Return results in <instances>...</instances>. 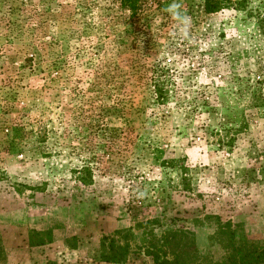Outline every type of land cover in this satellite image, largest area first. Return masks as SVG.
Returning a JSON list of instances; mask_svg holds the SVG:
<instances>
[{"label": "rangeland", "instance_id": "rangeland-1", "mask_svg": "<svg viewBox=\"0 0 264 264\" xmlns=\"http://www.w3.org/2000/svg\"><path fill=\"white\" fill-rule=\"evenodd\" d=\"M220 1L175 0L182 34L174 0L133 17L0 0V258L26 232L74 250L48 264H152L145 247L177 229L185 264L264 245V0ZM109 237L125 262L101 261Z\"/></svg>", "mask_w": 264, "mask_h": 264}, {"label": "trees", "instance_id": "trees-1", "mask_svg": "<svg viewBox=\"0 0 264 264\" xmlns=\"http://www.w3.org/2000/svg\"><path fill=\"white\" fill-rule=\"evenodd\" d=\"M204 1V10L207 13H212L215 11H218L221 8V1L220 0H203ZM120 6L125 11L127 10L129 14L127 17H133L137 16L138 12H140L141 8V0H119ZM154 89L155 92H157L158 98L164 99L166 97L165 92L163 91L162 83L161 81H155L154 83ZM88 172L90 176V169L87 166H83L81 171ZM82 180H85L82 177ZM117 233H121V230L116 231ZM187 231H183L181 229L177 230H168L165 231L162 235L161 239H157L153 242H151L149 245H147L146 253L149 255L152 259V264H185L183 261H178V258L181 257V253H174L172 250H168L169 245L171 241L177 240V243H180L179 241L182 240V238H185ZM31 242V240L29 239ZM32 243V242H31ZM44 241L40 240L34 244H43ZM102 246L105 247V249L102 251L100 255V259L103 262H109V263H123L126 261L130 245L128 241L120 242L115 237H109L105 238L102 242ZM253 246V245H252ZM1 252V249H0ZM243 256L238 260L234 254L229 255V260L227 264H242L248 263V264H264V245L251 247L249 250L242 251Z\"/></svg>", "mask_w": 264, "mask_h": 264}, {"label": "crops", "instance_id": "crops-1", "mask_svg": "<svg viewBox=\"0 0 264 264\" xmlns=\"http://www.w3.org/2000/svg\"><path fill=\"white\" fill-rule=\"evenodd\" d=\"M19 238V240L15 238V241L3 243L4 256L0 258L3 264H48L47 255L49 258V253L55 254L50 259L59 263V260L56 259L58 257L57 249H59L60 253H63L64 250L74 251L63 244H58L56 238L49 243L38 245L31 244L27 232L21 233Z\"/></svg>", "mask_w": 264, "mask_h": 264}, {"label": "clouds", "instance_id": "clouds-1", "mask_svg": "<svg viewBox=\"0 0 264 264\" xmlns=\"http://www.w3.org/2000/svg\"><path fill=\"white\" fill-rule=\"evenodd\" d=\"M179 9H180V5L176 3L174 0V2L170 4L168 8L165 9V11L169 12L172 15L174 20L179 21V24L183 25V27H179L178 25L179 31L182 34H186L187 25L189 23V18L187 16H182Z\"/></svg>", "mask_w": 264, "mask_h": 264}]
</instances>
